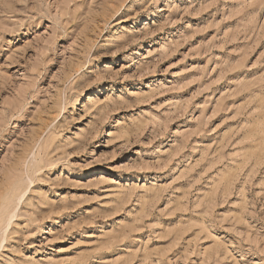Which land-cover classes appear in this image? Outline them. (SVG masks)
<instances>
[{"label":"rangeland","instance_id":"rangeland-1","mask_svg":"<svg viewBox=\"0 0 264 264\" xmlns=\"http://www.w3.org/2000/svg\"><path fill=\"white\" fill-rule=\"evenodd\" d=\"M0 264H264V0H0Z\"/></svg>","mask_w":264,"mask_h":264}]
</instances>
